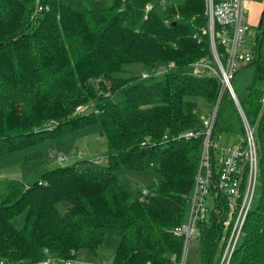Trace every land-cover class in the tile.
<instances>
[{
  "label": "trees",
  "instance_id": "obj_1",
  "mask_svg": "<svg viewBox=\"0 0 264 264\" xmlns=\"http://www.w3.org/2000/svg\"><path fill=\"white\" fill-rule=\"evenodd\" d=\"M159 2L0 0V156L92 123L110 149L106 164L81 159L29 184L7 181L0 194V264L72 260L81 249L95 252L108 229L119 237L110 264H179L182 237L173 228L187 217L201 140L176 135L198 122L200 100L217 102V134L243 128L220 82L189 72L193 60L211 56L201 33L204 0H170L165 9ZM258 21L251 58L240 67L252 68L251 83L243 95L234 92L253 127L257 185L229 264H264V8ZM171 61L160 77L127 73L132 63L158 69ZM121 167L153 168L158 187L133 197L119 184ZM62 202L68 203L63 213ZM198 229L201 264H217L221 222L210 218Z\"/></svg>",
  "mask_w": 264,
  "mask_h": 264
},
{
  "label": "built area",
  "instance_id": "obj_2",
  "mask_svg": "<svg viewBox=\"0 0 264 264\" xmlns=\"http://www.w3.org/2000/svg\"><path fill=\"white\" fill-rule=\"evenodd\" d=\"M149 4L144 6L147 11ZM206 24L201 33L208 37L210 58L200 57L191 62L189 72L196 77H215L220 82V92L226 90L238 110L243 131L233 143H222L217 134L215 120L217 102L210 106L208 115H202L193 128L180 131L177 139H200L199 160L194 175L193 189L188 195L186 219L173 228V234L182 237L183 246L199 236L200 222L216 218L223 228L221 235V253L217 264H229L231 254L237 247L243 234V223L248 215L257 185L258 153L253 127L248 124L232 89V78L236 71L251 58V52L242 50L245 34L251 27L247 19L249 8L246 0H204ZM42 9L38 5L37 11ZM194 34L193 36H195ZM198 40L201 39L196 35ZM168 62L162 69L143 71L140 78L157 77L171 68ZM261 102H264L262 97ZM163 138H166L164 135ZM145 137L142 144L148 142ZM106 156L92 159L96 164H106ZM58 159L62 160L63 156ZM107 162V160H106ZM152 192V191H151ZM143 188L141 195H150ZM75 264V260H60L46 257L35 262L23 261L16 264ZM92 264H110V262ZM180 264H183V259Z\"/></svg>",
  "mask_w": 264,
  "mask_h": 264
},
{
  "label": "rangeland",
  "instance_id": "obj_3",
  "mask_svg": "<svg viewBox=\"0 0 264 264\" xmlns=\"http://www.w3.org/2000/svg\"><path fill=\"white\" fill-rule=\"evenodd\" d=\"M113 1L114 0H104L108 5L112 4ZM169 2L170 0H160L159 6H157L158 8L161 7V9H165L164 7ZM262 2L263 0H246V6L249 8V12L254 15L260 8V5H262ZM255 19L256 18L253 17L252 20H250L248 15V21H251V27L244 35L245 42L242 45V50L244 51H250L253 38L258 32L256 28L258 21ZM206 57L211 59L210 56ZM166 65L167 64L162 62L158 63L157 67L162 69V67H165ZM172 66H174V63ZM126 68L127 73H131L132 75L136 74V72L140 74L143 71L150 70L140 63H132L127 65ZM251 75L252 68H240L231 79L233 91L238 95H243L245 93V88L251 83ZM196 103L197 105L194 108V111L198 119L202 115H208L211 105L206 104L201 100L196 101ZM83 108L84 107L82 106H77L75 111H81ZM46 124H49V120L43 125ZM238 137L239 133L233 135L223 133L220 140L222 143H233L238 140ZM109 150L106 138L97 123L84 125L75 128V130L61 132L59 135L46 136L41 142L31 144V146L21 147L17 149V151H12L0 156V194L5 191L7 181H15L19 179L25 184H29L49 168L61 164H69L81 159L92 160L94 157L106 156ZM59 156H63V159H58ZM106 160L107 159L105 158L104 163H106ZM116 175L119 178V184L124 186L133 197L137 194L140 198L141 190L143 188H146L151 192L152 189L158 187L159 175L153 168L130 171L121 167L120 170L116 171ZM57 207L59 211L63 213V211L67 209L68 203H59ZM20 218L21 217L19 216L13 220V223L17 227L21 222ZM118 239L117 231L108 229L103 241L98 245L99 247L95 252L92 253L86 249H81L73 260L77 261L76 264L111 262L110 259L117 247ZM187 244V246H183L179 264L182 262V259L183 264H201L202 258H200V243L198 237L190 239ZM1 261L4 262V260Z\"/></svg>",
  "mask_w": 264,
  "mask_h": 264
},
{
  "label": "crops",
  "instance_id": "obj_4",
  "mask_svg": "<svg viewBox=\"0 0 264 264\" xmlns=\"http://www.w3.org/2000/svg\"><path fill=\"white\" fill-rule=\"evenodd\" d=\"M263 1H264V0H263ZM263 5H264V2H262V5H260V8L258 9V11H256V13H255L254 15H253L251 12H249L248 15H249V19H250V20H252V18L255 17V18H256L255 20L258 21V19H259V17H260V13H261L262 9L264 8ZM247 19H248V16H247ZM250 22H251V21H250ZM258 22H259V21H258ZM258 22H257V25H258ZM252 24H253V23H252ZM257 25H256V26H257Z\"/></svg>",
  "mask_w": 264,
  "mask_h": 264
}]
</instances>
